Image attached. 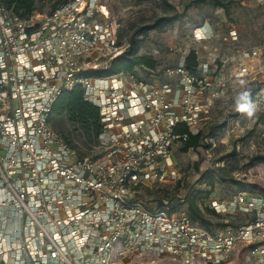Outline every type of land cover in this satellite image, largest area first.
Wrapping results in <instances>:
<instances>
[{
    "label": "built area",
    "instance_id": "obj_1",
    "mask_svg": "<svg viewBox=\"0 0 264 264\" xmlns=\"http://www.w3.org/2000/svg\"><path fill=\"white\" fill-rule=\"evenodd\" d=\"M224 40H238L236 33ZM101 0H67L21 17L0 1V264H223L244 248L264 264V194L212 201L244 215L208 228L188 213L150 208L141 183L175 179L172 151L200 129L226 80L184 60L153 84L134 72L94 75L127 47ZM264 44L240 51L230 77L259 72ZM80 87L98 107L95 156H80L51 126L58 96ZM259 96L246 102L254 107Z\"/></svg>",
    "mask_w": 264,
    "mask_h": 264
},
{
    "label": "rangeland",
    "instance_id": "obj_2",
    "mask_svg": "<svg viewBox=\"0 0 264 264\" xmlns=\"http://www.w3.org/2000/svg\"><path fill=\"white\" fill-rule=\"evenodd\" d=\"M59 1L35 0V6L39 11L48 10ZM189 1L192 0H101V7L103 14L115 22L119 41L127 47L131 45L134 55L153 62V68H133L148 82H174L176 76L168 75L167 69L176 67L192 49L198 58L197 71L207 68L213 77L219 74L226 80V87L206 114L198 117L202 144L188 151H181V143L173 146L176 178L141 183L133 192L150 208L185 212L197 222L217 229L238 224L244 215L214 214L205 206L240 191L264 194V160L249 162L254 156L264 155V57L259 56V72L250 75L245 84L237 85L230 77L240 51L264 44V0H221L224 6L215 4V0H202L185 9ZM174 14L179 15L178 19L170 23L144 28L159 16ZM204 26L209 33L201 29ZM230 32L236 33L238 40H224ZM254 90L250 98L259 96L261 100L249 114L240 106H247L245 99ZM51 126L84 155L95 156L102 150L99 141L85 144L90 137L65 113L53 115ZM192 204L199 207L201 216L194 215ZM160 263L178 264L169 260ZM223 264H253V258L241 248Z\"/></svg>",
    "mask_w": 264,
    "mask_h": 264
},
{
    "label": "trees",
    "instance_id": "obj_3",
    "mask_svg": "<svg viewBox=\"0 0 264 264\" xmlns=\"http://www.w3.org/2000/svg\"><path fill=\"white\" fill-rule=\"evenodd\" d=\"M2 3L7 5L8 7H11L13 12L18 14L21 17L28 16L31 14L35 9V0H0ZM67 0H61L59 2H65ZM202 0H192L185 4L184 8L187 9L193 2H199ZM57 2V3H59ZM215 4L224 6V3L221 0H215ZM177 14H174L172 16H159L157 17L152 24L144 27V28H155L157 26L167 24L172 22L175 19H178ZM132 44L134 45L135 42L132 40ZM132 46H128L125 48V50L112 59L110 62L109 67L106 69L98 70V71H92L89 72L90 74L94 75H107V74H113V73H120V72H134L133 68L138 65H146L148 68H153V62L148 61L143 56H137L134 55L132 51ZM197 54L195 50H190L188 54L184 58V65L186 69L191 71L192 73L196 71L198 66V60H197ZM136 74V73H135ZM141 77V76H140ZM143 77V76H142ZM141 77V78H142ZM144 79V78H143ZM145 80V79H144ZM147 81V80H146ZM257 90V89H255ZM252 91L247 95L248 99L250 100L251 95L255 92ZM250 98V99H249ZM245 102V101H244ZM52 106V116L53 115H60V114H66L68 120L77 127L83 129L87 136L90 137L84 143L90 144L92 141L97 142L99 141V133L101 132V122H100V114L99 109L94 104L92 105L91 102L87 101L84 98L83 90L77 86V88H73L71 90L63 91L56 101L54 102ZM51 116V117H52ZM177 132L181 133H188V138L186 141L182 142L181 151H188L189 149H195L198 146H200L203 142V132L199 130L197 133L192 134L189 132L188 126L184 123L179 124L176 127ZM58 133V132H57ZM61 135V134H60ZM90 135V136H89ZM64 139H66L65 136L61 135ZM67 140V139H66ZM68 141V140H67ZM69 144L75 148L74 145L68 141ZM76 149V148H75ZM80 156H83L84 154L79 152ZM264 160V155H257L251 158L249 161L250 164L257 160ZM205 209L210 210L214 214H219L215 212L212 208L205 206ZM191 210L194 212V215L201 216V210L197 205L192 204ZM189 216L196 221L193 216L189 214ZM244 218V217H243ZM197 222V221H196ZM199 223V222H198ZM208 228H211L210 226L200 223Z\"/></svg>",
    "mask_w": 264,
    "mask_h": 264
},
{
    "label": "clouds",
    "instance_id": "obj_4",
    "mask_svg": "<svg viewBox=\"0 0 264 264\" xmlns=\"http://www.w3.org/2000/svg\"><path fill=\"white\" fill-rule=\"evenodd\" d=\"M240 107H241V110H247L249 112V114H251L252 111L254 110V109H252L251 106L241 105Z\"/></svg>",
    "mask_w": 264,
    "mask_h": 264
},
{
    "label": "bare ground",
    "instance_id": "obj_5",
    "mask_svg": "<svg viewBox=\"0 0 264 264\" xmlns=\"http://www.w3.org/2000/svg\"><path fill=\"white\" fill-rule=\"evenodd\" d=\"M201 29H203V31L209 33V29L205 28V26L203 28H201Z\"/></svg>",
    "mask_w": 264,
    "mask_h": 264
},
{
    "label": "crops",
    "instance_id": "obj_6",
    "mask_svg": "<svg viewBox=\"0 0 264 264\" xmlns=\"http://www.w3.org/2000/svg\"><path fill=\"white\" fill-rule=\"evenodd\" d=\"M234 68H235V63H234ZM234 70V69H233ZM233 72V71H232Z\"/></svg>",
    "mask_w": 264,
    "mask_h": 264
}]
</instances>
